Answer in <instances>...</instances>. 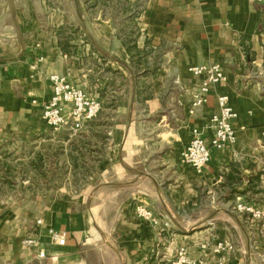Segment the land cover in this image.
<instances>
[{
	"label": "crops",
	"instance_id": "obj_1",
	"mask_svg": "<svg viewBox=\"0 0 264 264\" xmlns=\"http://www.w3.org/2000/svg\"><path fill=\"white\" fill-rule=\"evenodd\" d=\"M209 63L226 80L191 115L200 78L187 69ZM52 73L101 102L77 132L60 129L91 148L95 168L84 188L64 189L36 215L0 221L1 264H144L159 247L163 264H177L180 247L188 259L214 258L218 242L246 264L250 241L264 243V225L234 207L264 202V0H0V131L36 117L53 130L41 116ZM218 94L237 113L236 142L210 147L198 173L179 153L193 129L210 145ZM139 202L167 226L137 217Z\"/></svg>",
	"mask_w": 264,
	"mask_h": 264
},
{
	"label": "rangeland",
	"instance_id": "obj_2",
	"mask_svg": "<svg viewBox=\"0 0 264 264\" xmlns=\"http://www.w3.org/2000/svg\"><path fill=\"white\" fill-rule=\"evenodd\" d=\"M26 123L19 119L13 121L16 124L13 130L0 131V221L7 227L16 224L11 218L23 221L30 213L36 215L39 208L64 189L74 192L84 188L95 168L94 154L81 139L77 138L75 146L74 136L64 130H50L37 117L33 127H26ZM253 201L260 202L256 197ZM250 244L251 256L246 264H264V243H256L253 239ZM153 249L156 254L157 249ZM160 249L157 255L161 254ZM157 255L152 261L163 264ZM122 261L117 257L114 264ZM153 262L148 258L144 264Z\"/></svg>",
	"mask_w": 264,
	"mask_h": 264
},
{
	"label": "built area",
	"instance_id": "obj_3",
	"mask_svg": "<svg viewBox=\"0 0 264 264\" xmlns=\"http://www.w3.org/2000/svg\"><path fill=\"white\" fill-rule=\"evenodd\" d=\"M188 72L200 78L198 90L193 93L188 106V113L194 114L207 101V95L213 86L226 80V74L219 63L198 64L188 67ZM51 87V97L42 108V119L51 129L58 131L67 129L70 132L80 130L86 121L94 118L101 110L100 100L86 92L80 86L71 82L65 75L52 73L48 76ZM237 113L229 104L226 94L217 95V111L212 113L209 120V129L212 132L210 145L205 143L198 129L192 130V138L188 145L179 153L180 161L191 165L198 173L210 159V147L222 150L236 142V134L233 121ZM264 136V131H263ZM235 209L247 216L249 221L264 225V202L240 201L235 204ZM135 215L147 221L157 229L167 226V221L156 214L153 209L143 202L135 206ZM41 224V220H37ZM50 239L57 245H64L66 233L49 229ZM33 240L24 239V244H30ZM233 246L226 242L215 244L212 252L217 257L202 256L197 259H188L183 247L177 251V264H232L227 256V251ZM38 257H45L43 249L38 251Z\"/></svg>",
	"mask_w": 264,
	"mask_h": 264
},
{
	"label": "trees",
	"instance_id": "obj_4",
	"mask_svg": "<svg viewBox=\"0 0 264 264\" xmlns=\"http://www.w3.org/2000/svg\"><path fill=\"white\" fill-rule=\"evenodd\" d=\"M98 114H99V113H98ZM98 114H97V115H98ZM96 117H97V116H96ZM96 117H94V118H92V119H90V120L86 121V122H85V124H86V123H89V122H92V121H93V120H94ZM99 124H100V123H99ZM99 134H100V133H99ZM99 136H100V137H102V138H104V137H105V135H104V134H100Z\"/></svg>",
	"mask_w": 264,
	"mask_h": 264
}]
</instances>
